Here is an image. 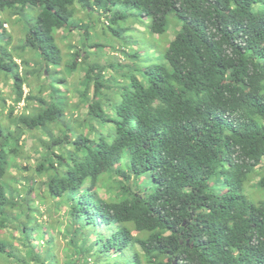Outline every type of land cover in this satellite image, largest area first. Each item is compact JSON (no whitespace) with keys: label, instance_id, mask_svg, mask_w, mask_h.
I'll return each instance as SVG.
<instances>
[{"label":"trees","instance_id":"1","mask_svg":"<svg viewBox=\"0 0 264 264\" xmlns=\"http://www.w3.org/2000/svg\"><path fill=\"white\" fill-rule=\"evenodd\" d=\"M80 10L123 40L104 65L59 45ZM0 12V264H264V0Z\"/></svg>","mask_w":264,"mask_h":264},{"label":"rangeland","instance_id":"2","mask_svg":"<svg viewBox=\"0 0 264 264\" xmlns=\"http://www.w3.org/2000/svg\"><path fill=\"white\" fill-rule=\"evenodd\" d=\"M112 7L115 8L113 5ZM96 15L94 17H84L85 12L79 11L78 16L80 18H77L74 16V18L71 20L70 24H73L74 31L71 35H68L67 39L59 37V45L62 48V51L64 53H69L71 52V45L73 47L75 46H80L82 47L84 45L85 52L87 53H92L95 58L99 59H90L92 62H99L101 65H104L107 63L108 60H110V57L106 58L107 55H109V51L106 53V49H116L120 48L123 46V40H116L113 37L112 31L116 30V25L113 24L112 27H105V24L103 21L99 20L101 17L99 15H102V11L99 13H95ZM103 16V15H102ZM86 18V19H85ZM92 19V20H90ZM129 22V25L133 27V32H127V34H133V38L136 37V34L139 31H144V29L147 30V33L150 34V27L149 24L145 25L142 23V20H139L138 18L134 17L132 18ZM0 20H4L7 22L11 27H13V30H18L19 26L15 25L17 23V18H12L11 20L9 19V16L3 12H0ZM104 21H107L106 19L103 18ZM136 21V22H135ZM135 24V25H133ZM89 27L90 32L87 36L82 35V31H85V28ZM135 28V29H134ZM20 29V28H19ZM111 29V30H110ZM21 31V30H20ZM58 34L61 35H66L67 33L63 32H58ZM124 35V34H123ZM148 37V36H147ZM1 44H6V36L5 34L0 36ZM21 42V41H20ZM107 54V55H106ZM114 56H120L117 53L114 54ZM75 75V74H74ZM76 76V75H75ZM74 79V77L69 78V82H71ZM71 92L69 93V97L72 98L71 101H76L74 99L75 96H73V87H70ZM22 106V104H21ZM246 192V191H245ZM249 198L253 202H259V201H264V190L258 189V191H253L250 192Z\"/></svg>","mask_w":264,"mask_h":264}]
</instances>
